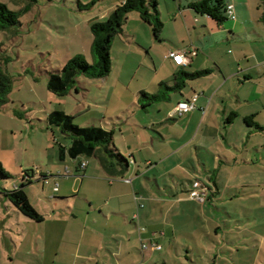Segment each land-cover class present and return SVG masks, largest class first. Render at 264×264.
<instances>
[{"label":"crops","instance_id":"0c3cea01","mask_svg":"<svg viewBox=\"0 0 264 264\" xmlns=\"http://www.w3.org/2000/svg\"><path fill=\"white\" fill-rule=\"evenodd\" d=\"M124 1L116 0L106 12L111 13ZM155 1L163 24L159 42L154 40L149 26L141 22L138 13H133L124 22L122 34L111 44L112 47L118 38L117 42L124 46L122 52L127 49L139 58H143L141 50L146 51L153 65V69H149L153 73L149 83L131 88L126 82H110L111 73L101 79L78 77L74 87L63 96L74 103L72 112H67L73 120L83 117L85 127H101L111 133L112 146L127 160V169L121 177H110L95 155L71 159L65 154L59 160L56 152L57 176L53 179L56 185L43 182L51 174L44 175L40 183L42 190L50 186L51 200L39 199L36 205L25 192L31 206L43 217L42 222L49 220L53 224L44 231L42 243L38 239L37 256L32 264H136L137 243L141 247L143 241L149 244V249L142 254L141 263L148 258L151 264L156 253L152 244L161 247L159 241L167 236L170 214L176 206L183 207V203L191 201L188 195L184 196L189 192L184 185L180 191L177 188L175 192L171 189L163 193L160 178L184 167L187 158L195 173L198 170L213 173V177H206L219 193L221 185L213 172L216 164L218 170L225 169L223 165L234 169L258 165L259 132H264V123L259 120L261 109L264 110V106H259V103L264 105L261 101L264 98V60L259 59L264 56V49L259 46L264 41V0H225L226 5L233 6L234 19L227 18L220 24L189 7L199 0ZM152 48H157L158 53L150 52ZM168 52L181 53L188 63L176 65L166 58ZM144 60L139 65L144 64ZM205 69H210L211 73L186 81L179 92L169 89L166 99L145 108L139 102L142 91L153 95L164 92V86L171 88L178 72ZM122 70L117 73L118 79L125 75ZM194 96V110L179 115L175 111L177 104ZM174 99L175 103L171 104ZM167 102L170 103L149 109ZM232 113L235 116L230 120ZM251 115L260 129L243 122V118ZM189 125H193L195 133L192 142L184 143L181 129ZM234 136L236 140L256 139L257 142L252 149H245L241 158L239 152L233 150L236 146L228 142ZM219 139L224 142L219 145L226 149L224 154L214 150L210 142ZM209 149L213 151L210 161L202 152ZM169 162L173 164L170 166ZM82 163L86 166L81 167ZM31 175L36 173L32 171ZM16 187L17 184L13 189ZM193 187L198 191L209 189L205 190L208 199L204 201L214 199L215 194L203 182L196 180ZM223 187L232 188L228 184ZM41 207L45 212H41ZM186 214L190 215L188 210L176 209L173 217L180 219ZM174 230H170L172 235ZM210 232L205 233L208 236ZM74 233L77 234L75 244L70 241ZM13 251L15 257L17 247L9 250Z\"/></svg>","mask_w":264,"mask_h":264},{"label":"rangeland","instance_id":"374dc122","mask_svg":"<svg viewBox=\"0 0 264 264\" xmlns=\"http://www.w3.org/2000/svg\"><path fill=\"white\" fill-rule=\"evenodd\" d=\"M115 1L38 0L20 16V27L0 32V72L11 78L7 102L0 109V169L8 174L7 178L0 174V264L35 262L36 243L38 239L42 243L44 231L53 226L49 220L36 223L25 217L2 193L4 190H12L16 184L19 186L29 176L31 182L25 186L24 191L28 192L30 201L38 205L39 199L46 202L51 200L50 186L46 185L42 190L41 176L51 174L43 182H51L53 187L56 185L53 180L57 176L58 164L55 153L59 145L67 146L70 139L57 128L48 125L47 115L52 111L70 113L74 103L47 91L48 75L60 70L76 55H81L88 64H92L90 22L105 21L110 15L106 10ZM0 3L11 11H20L25 6V0H0ZM160 7L164 9L162 1ZM133 13L137 14H130ZM115 41L110 49V82H126L131 88L149 83L153 74L149 69H153V65L146 51L141 50L143 58H139L127 49L122 52L124 46L117 42L118 38ZM260 43L259 46L262 45L264 49V41ZM158 51L157 48L150 50L155 53ZM259 59L264 60V56ZM143 60L144 64L139 65ZM121 68L125 75L118 79L117 73ZM261 101L264 102V98ZM168 103H158L149 109L151 111ZM173 103L175 99L171 101ZM259 106L263 108L264 105L259 103ZM261 110L262 118L259 120L264 123V110ZM83 119L78 116L73 124L87 126ZM181 132L184 143L192 142L195 133L193 125L183 127ZM210 142L214 150L225 153L226 149L219 146L223 145L222 140ZM228 142L236 146L237 149L233 150L238 151L242 158L245 154L243 151L252 149L257 140H236L234 136ZM258 142L257 166H237L234 169L233 166L223 165L226 168L221 170H218L217 164L214 166V178L221 185L219 193H216L213 182L206 177H213V173L201 172L198 165V173H195L187 158L184 167L174 169L159 179L163 193L167 194L171 189L175 192L177 188L180 191L184 185L189 190L184 196L188 195L191 201L183 203V207L176 206L174 213L170 214L167 236L160 238L161 250L153 254L151 264H264V132H259ZM202 152L210 161L213 151L209 149L208 152ZM172 164L169 162L170 166ZM32 171L36 173L35 176L31 175ZM196 180L209 186L215 194L211 202L190 198L192 192H198V188L193 187ZM224 184L232 188H225ZM176 209L188 210L190 215H182L180 219L173 217ZM40 210L45 212L42 207ZM172 229H175L174 235L170 233ZM208 230L211 232L207 236L205 232ZM70 241L75 244L77 234L74 233ZM143 245L146 247L143 248ZM143 245L140 247V243H137L136 264H150L148 258L141 263L142 254L149 249L147 242L143 241ZM14 246L17 247L15 257L14 251L9 252Z\"/></svg>","mask_w":264,"mask_h":264},{"label":"trees","instance_id":"16d2710c","mask_svg":"<svg viewBox=\"0 0 264 264\" xmlns=\"http://www.w3.org/2000/svg\"><path fill=\"white\" fill-rule=\"evenodd\" d=\"M38 0H25V6L20 11H11L4 4L0 3V32L13 31L20 27L19 18L26 13ZM50 2L51 0H46ZM189 7L197 14L206 15L220 24L227 20L225 0H199L189 4ZM137 12L141 22L149 26L155 41H160L163 24L159 19L158 4L155 0H125L116 6L105 21H91L90 32L92 35L91 53L92 64L81 55H76L68 60L57 72L49 73L46 89L51 94L63 97L74 87L78 77L88 79H101L108 76L111 70L110 49L115 37L123 32V24L130 13ZM211 73L210 69L199 70L193 73L178 72L174 75V84L171 88L164 86V92L149 95L146 92L139 93V102L143 108L156 101L166 99L168 90L179 92L183 89L186 81L203 78ZM11 89V78L0 72V109L7 102V96ZM167 91V92H166ZM235 114L229 117L231 120ZM247 126L259 128L254 121V116L243 118ZM49 126L57 128L62 134L70 139L68 147L57 148V157L62 160L66 154L71 159L78 156L95 155L99 159L101 168L110 177H121L125 173L128 163L112 146L111 133L101 127L88 126L79 127L73 124V117L62 111H52L47 115ZM2 177L7 178L8 174L0 169ZM23 179V182L12 190H4L3 196L25 217L36 223L43 221V217L31 206L24 188L29 184L30 178ZM42 179L45 176H41ZM208 199V194L206 199Z\"/></svg>","mask_w":264,"mask_h":264},{"label":"built area","instance_id":"2783aa9c","mask_svg":"<svg viewBox=\"0 0 264 264\" xmlns=\"http://www.w3.org/2000/svg\"><path fill=\"white\" fill-rule=\"evenodd\" d=\"M226 16L228 19H234V9L232 5H226ZM166 58L171 59L176 65L178 66H185L188 63V59L186 56L182 55L181 53H174V52H168L166 55ZM196 96H194L189 101H183L179 102L177 106L175 107V111L182 115L184 113L190 112L194 110V104L193 101L195 100ZM86 163H82L81 167H85ZM54 190H57V187L54 188ZM207 192L205 190H199L198 192H192L190 195L191 199H196L201 202H203L206 199ZM145 248L146 246H142ZM152 249L159 251L161 247L156 246L155 244H152Z\"/></svg>","mask_w":264,"mask_h":264}]
</instances>
